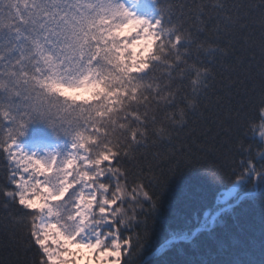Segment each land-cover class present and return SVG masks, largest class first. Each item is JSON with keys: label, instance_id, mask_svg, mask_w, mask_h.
Masks as SVG:
<instances>
[{"label": "trees", "instance_id": "1", "mask_svg": "<svg viewBox=\"0 0 264 264\" xmlns=\"http://www.w3.org/2000/svg\"><path fill=\"white\" fill-rule=\"evenodd\" d=\"M156 3L158 13V8L167 10L162 13V26L177 27L194 40L184 57L190 63H207V57L197 51L199 42L219 43L228 55H216L212 63L215 78L200 95L199 108L188 114L181 127H172L166 117L177 105L184 106V95L191 94L188 80L176 71L170 77L159 63L141 75L144 83L160 84L161 88L155 94L145 93L149 96L145 104L129 108L148 114L146 143L130 150L119 148L121 155L112 163L127 170L129 189L140 183L149 194L136 202H124L125 208L131 204L135 210L136 220L121 230L122 239H130L122 264H264V177L260 178L264 140L254 123L259 120L264 92L259 74L264 29L259 10L252 7L259 0H226L228 14L239 19L230 26V33L221 32L219 38L212 31L218 23L216 14L222 15L213 6L215 0ZM201 6L203 11H198ZM169 93L175 94L172 104L161 99ZM119 123L137 126L130 117ZM160 124L169 128L170 139L156 136L153 129ZM108 133L112 139V126ZM115 134H120L118 126ZM39 139L59 142L70 138L35 121L20 142ZM124 151L129 155H123ZM7 167L8 161L0 153V264H39L40 249L29 235L30 212L4 194L15 191L7 180ZM105 182H110L108 177ZM241 182L238 197L222 204V196ZM72 199L70 195L66 201ZM21 217L23 223L18 222Z\"/></svg>", "mask_w": 264, "mask_h": 264}, {"label": "snow or ice", "instance_id": "2", "mask_svg": "<svg viewBox=\"0 0 264 264\" xmlns=\"http://www.w3.org/2000/svg\"><path fill=\"white\" fill-rule=\"evenodd\" d=\"M158 9L157 18L149 20L138 15L124 0H0V153L8 161L7 180L15 188L4 194L9 198L18 197L22 208L30 213H39L31 216L28 226L29 235L41 252L39 264H96L109 257L120 261L121 249L130 245V239L121 242L120 226L131 227L130 222L136 220V215L131 204L125 208L124 202H136L138 195L147 198L149 194L144 191L143 184L134 183L129 189L127 170L116 167L123 171V176H109L110 182L101 187L115 189L119 197L111 200L103 197L104 207H100V200L93 196L103 218L93 215L85 224L81 219L80 200L84 190L80 177L88 176L89 186H94L96 172L103 177L100 168L121 155L114 150V145L130 150L127 141L136 142L142 135L143 130H137V126L146 121L148 114L129 111V108L139 103V89L145 86L140 74L144 72L125 74L130 84L114 90L105 88L112 99L98 95L95 88L91 84L85 86V82L96 77L93 84L98 85L114 75L113 61L105 54L106 45L112 33L120 29L124 30L119 33L124 38L121 43L128 47L141 44L145 33L157 35L163 30L168 37L163 47L175 50L177 62L187 63L184 57L192 37L177 27L164 28L161 14L167 10ZM198 11H203V7ZM216 15L218 23L212 31L217 38L221 32L230 33V26L239 19L227 13ZM141 25L147 28L142 29ZM241 27L246 25L241 24ZM259 46V74L264 80V39ZM153 57L161 59L155 52L149 59ZM188 68L207 71L199 68L197 62L188 64ZM197 82L195 77L191 78L193 85ZM191 91L198 90L193 87ZM187 96L185 94L183 99ZM129 117L137 122L136 127L129 123L118 124L119 119ZM35 121L45 122L58 135L68 136L71 148L79 151H70L62 158L53 152L41 157L25 151L20 138ZM108 126L113 129L112 139H109ZM117 126L119 135L115 134ZM158 131L163 133L164 129ZM121 140L125 143L121 144ZM123 155L129 152L124 151ZM73 164L76 167L69 171ZM41 175L43 180L39 178ZM121 184L123 187H119ZM77 185L79 191L73 194L72 200L66 201ZM49 186L54 187L58 195L63 193L52 211L45 214L41 209L24 206L22 189L37 193L38 189ZM125 191L127 197L122 199ZM121 212L127 213L124 220L116 218ZM18 222L23 223L24 217ZM49 229L55 230L58 239L48 234Z\"/></svg>", "mask_w": 264, "mask_h": 264}, {"label": "clouds", "instance_id": "3", "mask_svg": "<svg viewBox=\"0 0 264 264\" xmlns=\"http://www.w3.org/2000/svg\"><path fill=\"white\" fill-rule=\"evenodd\" d=\"M215 8H218L220 12L223 14H228L229 9L225 2H221V0H215V3L213 5ZM253 9L259 10V16L261 19V28L264 29V0H259L258 5H253ZM162 15V14H161ZM157 18V16L155 17ZM149 20H152L148 18ZM164 28H167L163 26ZM141 28H147V25H141ZM124 31L123 29H120L117 32H113L111 37H109L107 41V52L105 53L112 61V69L114 72V75H110L109 79L101 81L98 85L93 84V80L96 79V77H90L88 81L85 82V86L91 84L93 88H95L96 93L98 95L102 94L106 99H112V97H108L107 92L104 91L105 88L109 90H114L118 87L130 84L129 81L126 79V75L136 74L143 70V72H146L150 67L155 66L157 63L164 66V71L171 77L173 71H176V74L180 78L187 79L189 82V87L192 89L193 87L196 88L198 91L192 92L191 94L187 96V99H184V106L177 105L176 110L174 112H169L167 114V121L170 122L172 127H181L184 124L187 123L188 114L190 112H194L199 108V97L200 95L210 86L211 81L215 78V72L212 67V63L214 61V58L217 54L221 55H228V50L225 47H222L219 43H205V42H199L196 44L197 51L199 53H202L204 57H207V63H199V68L207 69L206 72L204 71H197V70H191L188 68V64H191L193 62H189L187 59V63L184 62H177L176 52L172 48H165L163 45L167 43L168 37L166 33H163V30H161V33L163 34V38L161 39V33H158L157 35H151L149 33L144 34V40L141 42V44L134 45L132 47H128L126 43H121V41L124 39L123 37H120L119 33ZM203 31V28L201 29ZM104 35V34H102ZM160 44L161 47L157 48V44ZM194 43V40L192 39L191 44ZM115 44V47H112V45ZM220 49H224L225 51L220 52ZM153 52H155V55L159 56L161 59L156 60L154 57L152 59H149L150 56H152ZM189 53L185 54L188 55ZM171 62V65L170 63ZM178 70V71H177ZM116 77H119L120 79H117ZM195 77L197 79V83L193 85L191 83V78ZM145 86L141 89H139V106L141 104H145L149 101V96L145 93L152 92L153 94L157 93L161 85L160 84H154V83H144ZM87 98V97H85ZM163 101H166L168 104H172V102L175 100V94L169 93L168 96L162 97ZM181 110H183V114L181 115ZM258 114H259V120L254 122L256 124V127L259 132V136L262 140H264V92H262L260 97V102L258 106ZM151 120L153 123H155V117H151ZM146 122V121H145ZM145 122L137 126V130H143V133L140 137L137 138L136 142L130 143L131 148L135 146L137 143H145L148 139V131L146 129ZM163 128L164 132L161 133L158 131V129ZM156 136L160 139H170L171 138V132L168 127H166L164 124H160L155 126L153 129ZM103 143V140L101 141ZM114 147L117 149V152H119L120 145H114ZM99 150L102 151L103 149H94V151ZM70 151H79V149H72L70 145ZM69 151V152H70ZM116 158L114 157L113 160ZM38 167V166H37ZM76 166L75 164L70 166L69 171L71 169H74ZM99 168V166H97ZM46 171V170H41ZM90 171H96V169H90ZM100 171H103L104 176L101 177L99 175V172H96V180L94 186H89V179L88 176H81L80 179L82 181L81 188L84 190V195L81 197L80 203H81V219L83 223L87 224L88 219H90L93 215H96L98 219H102L103 217L99 215V207L96 205V201L92 199L93 196L97 197V200H100V207H104L102 198L107 196L109 200L119 197V193L115 191V189H105L102 188L101 185L105 182L102 181V178L105 176H116L117 178L123 176V171H119L116 169V167L112 166V162H109V164L103 168H100ZM264 177V171H261L260 178ZM41 180L44 179V176L41 175L39 177ZM29 188L32 187L30 184L28 186ZM119 187H123V185H119ZM24 192V206H32L38 209L43 210V212L46 214L50 211H52L53 206L57 204V201L62 197L63 193L61 192L59 195L57 194V191L54 189V187L49 186L46 188H40L38 189L37 193H32L28 191V188L22 189ZM127 197V191L124 193V198ZM16 201L18 205L21 206L19 198H10ZM95 209V212H94ZM39 213H30L31 216L38 215ZM127 213L121 212L117 219L124 220L126 218ZM126 226V225H125ZM48 234L53 237V239H58V236L53 229L48 230ZM46 264V262H45ZM96 264H120V261H118L115 257H109L108 259H102L99 262H96Z\"/></svg>", "mask_w": 264, "mask_h": 264}, {"label": "rangeland", "instance_id": "4", "mask_svg": "<svg viewBox=\"0 0 264 264\" xmlns=\"http://www.w3.org/2000/svg\"><path fill=\"white\" fill-rule=\"evenodd\" d=\"M124 2L127 3L128 6L131 7L132 10L135 11L140 16H145L150 19H155V17L158 16L159 14L157 11L156 0H139L138 3H134V0H124ZM146 73L147 71L141 73L140 75H145ZM20 144L24 148V150L29 153H36L38 156L43 157L46 156L49 152H53V153H58L62 158L70 151L71 140L64 139L59 142H51L46 139H39L33 141L24 140L21 141ZM104 166H107V163ZM105 178H107V176L102 178L103 182H105ZM243 183L244 182L237 184L233 189L225 193L221 198L222 204H227L229 202H232V200H235L239 195ZM79 188H80L79 185L74 187L65 199H67L70 195H73L74 193L78 192ZM141 197H142L141 195L137 196V198H141ZM126 228H128V226H124V225L120 226L121 230H125ZM121 235H122V231H120V239L122 242L123 239ZM129 250H130V245L125 246L124 248L121 249L123 256L120 260V264H122L123 259L128 254ZM81 264H83V262H81Z\"/></svg>", "mask_w": 264, "mask_h": 264}, {"label": "water", "instance_id": "5", "mask_svg": "<svg viewBox=\"0 0 264 264\" xmlns=\"http://www.w3.org/2000/svg\"><path fill=\"white\" fill-rule=\"evenodd\" d=\"M225 210H227V209H225ZM221 213H222V212H221ZM221 213H218V214L213 218V220H212V223H213V224L215 223L216 218H217Z\"/></svg>", "mask_w": 264, "mask_h": 264}]
</instances>
